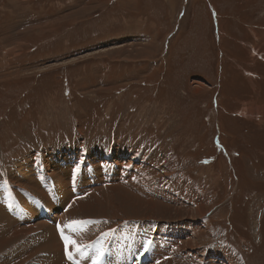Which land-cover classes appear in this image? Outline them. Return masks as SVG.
Masks as SVG:
<instances>
[{
	"label": "rangeland",
	"instance_id": "374dc122",
	"mask_svg": "<svg viewBox=\"0 0 264 264\" xmlns=\"http://www.w3.org/2000/svg\"><path fill=\"white\" fill-rule=\"evenodd\" d=\"M0 187V264H264V0H0Z\"/></svg>",
	"mask_w": 264,
	"mask_h": 264
},
{
	"label": "bare ground",
	"instance_id": "6f19581e",
	"mask_svg": "<svg viewBox=\"0 0 264 264\" xmlns=\"http://www.w3.org/2000/svg\"><path fill=\"white\" fill-rule=\"evenodd\" d=\"M33 159H37V157L35 156V158H33ZM27 160L28 162H27V166L28 167H31L32 165H33V163H34V161L35 160ZM39 164V163H38ZM44 165V164H43ZM55 168H57L56 166H54ZM81 168H79V170L78 169H76L75 168V170H74V175H73V183H72V185H71V189H80L79 188V186H80V177H79V175H80V173H81V170H82V166H80ZM57 170L59 171V173H57V176L60 178L59 180H60V182H61V184L63 185V186H65L64 188H61V192H62V194L64 195V193L66 194L67 193V191H68V187H69V184L71 183V182H69V177H68V174H67V172L65 171V170H63V169H61V168H57ZM27 177H29V174L28 175H26L25 176V180L27 179ZM84 177V176H83ZM46 178V177H45ZM89 178V180H91V178L90 177H88ZM93 178V177H92ZM31 179H34V178H31ZM92 181V180H91ZM90 181V182H91ZM9 185V184H8ZM122 185V184H121ZM35 186L37 187V185L35 184ZM35 187V189H37ZM121 188V187H120ZM3 188L2 187H0V191L2 190ZM84 189H86V190H88L89 188H84ZM93 189V188H92ZM115 190V189H114ZM49 191H50V196H52V194H53V190L51 189V188H49ZM81 191H83V190H81ZM64 192V193H63ZM82 193V192H81ZM80 193V196L81 197H75V196H70L69 198H68V201H69V203H74V204H77V205H80V206H82L83 207V209L82 210H80V211H78L77 209H73V212L74 213H78V214H82V215H84V211H85V209H86V205L89 203V201H85V198H87L88 196H87V194H85V193H83V194H81ZM91 193L92 192H90V195H91ZM108 193V192H107ZM8 194V193H7ZM6 194V195H7ZM86 195L85 197L83 196V195ZM83 196V197H82ZM7 199V198H6ZM89 200V199H88ZM114 200L116 201V204H114L113 206L116 208V209H118V210H120V207L119 206H126V205H129L127 202H129V201H132V202H135V201H133V198H131V197H129L126 193H124V194H122V195H120V194H117L116 196H114ZM60 201V198H58L57 199V202H59ZM102 201V200H101ZM141 204L142 205H139V207L140 208H145V204L143 203V202H141ZM152 204V203H151ZM130 205H132V204H130ZM138 205V204H137ZM150 206V205H149ZM163 208H164V212L162 213V214H159V215H157L158 216V218H164V217H166L168 214H170V211H171V208L169 207H164V206H162ZM148 212V211H147ZM155 212H156V210H155ZM177 212H180L179 210L177 211ZM145 213V210H144V212L142 213V214H144ZM120 216L122 217V219L123 220H127V221H129V220H131V221H138L139 220V218L138 217H127V216H131V215H133V216H136V215H139V213H138V211H137V209H136V207L135 206H131V207H129L128 209H126L123 213H121L120 212ZM95 216H97L96 214H94ZM108 215H110L111 216V218L112 219H115L114 218V216H115V212L114 213H110V214H107V216ZM150 215H151V213H150ZM55 216V215H54ZM153 216V215H152ZM155 216V215H154ZM97 217H99V216H97ZM118 217H119V215H118ZM147 217V216H146ZM143 218V217H142ZM99 219H100V217H99ZM102 219V218H101ZM149 219L151 220V219H153L152 217H149ZM5 220H7V222H10V218L7 216V215H5V213H0V222H5ZM13 220V219H12ZM95 220V219H94ZM121 220V219H120ZM158 221V220H157ZM52 225V224H51ZM94 225H95V223H86V226H87V230H89V231H91L93 228H94ZM67 230L68 231H71V233L70 234H72V235H74V231H73V227H68L67 228ZM62 231V230H61ZM73 232V233H72ZM48 233H50V236H52L53 238H54V246H52V250L53 251H55L56 252V258L54 259V262L56 263V264H62V254L63 253H65V252H74V250H75V246H74V237H72L71 239L69 238V236H67L68 237V242L66 241V236H65V233H64V235H63V233H61V237H62V239L65 241V242H67L66 243V245L64 244L63 246L62 245H60V243L58 242V240H56V239H58V238H56L57 236V234H55V232H54V230H52V229H50L49 231H48ZM69 233V232H68ZM93 232H91V234L90 233H87L88 235H91V236H93V234H92ZM59 235V234H58ZM4 237V236H3ZM58 237H60V236H58ZM60 237V238H61ZM134 238V237H133ZM62 242V241H61ZM3 244H5V240H3V242L1 243V241H0V252H1V249L3 248ZM62 244H63V242H62ZM125 245V244H124ZM130 247H131V245H129ZM188 246V245H187ZM64 247H67V248H64ZM70 247H71V249H70ZM189 247V246H188ZM91 250V249H90ZM138 250H140V248H138ZM63 251V252H62ZM134 251V250H133ZM137 253V252H136ZM87 254V253H86ZM139 254V253H138ZM58 255V256H57ZM69 257V256H68ZM84 258V257H83ZM91 258V257H90ZM99 258H100V256H99ZM73 259V258H72ZM72 259L69 257L68 258V260L69 261H71L72 262ZM168 259V258H167ZM80 260V259H79ZM93 261V260H92ZM181 261V260H180ZM180 261H174V264H182ZM185 261V260H184ZM82 262H84V261H82ZM173 262V261H172ZM171 262V263H172ZM153 263V262H152ZM159 263V262H158ZM184 263V262H183ZM232 263V262H231ZM97 264V263H96ZM161 264V263H160ZM170 264V263H169ZM187 264V263H186ZM189 264H191V262L189 263Z\"/></svg>",
	"mask_w": 264,
	"mask_h": 264
},
{
	"label": "crops",
	"instance_id": "0c3cea01",
	"mask_svg": "<svg viewBox=\"0 0 264 264\" xmlns=\"http://www.w3.org/2000/svg\"><path fill=\"white\" fill-rule=\"evenodd\" d=\"M7 223H9V224H10V222H7Z\"/></svg>",
	"mask_w": 264,
	"mask_h": 264
}]
</instances>
